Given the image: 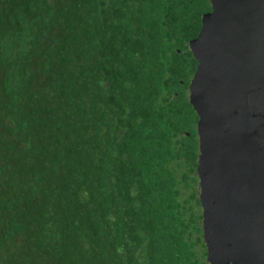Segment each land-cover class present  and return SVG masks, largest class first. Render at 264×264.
Instances as JSON below:
<instances>
[{"label": "trees", "instance_id": "trees-1", "mask_svg": "<svg viewBox=\"0 0 264 264\" xmlns=\"http://www.w3.org/2000/svg\"><path fill=\"white\" fill-rule=\"evenodd\" d=\"M208 0H0V264H209L196 67Z\"/></svg>", "mask_w": 264, "mask_h": 264}, {"label": "water", "instance_id": "water-1", "mask_svg": "<svg viewBox=\"0 0 264 264\" xmlns=\"http://www.w3.org/2000/svg\"><path fill=\"white\" fill-rule=\"evenodd\" d=\"M208 2L197 36L188 41L196 60L189 100L199 116L195 173L202 211L216 226L224 222L233 261L264 264V226L259 224L264 197L255 201L256 186L248 184L250 179L262 184L264 0ZM249 142L258 145V154H249ZM211 241L207 239L209 264L230 263H223L218 243Z\"/></svg>", "mask_w": 264, "mask_h": 264}, {"label": "rangeland", "instance_id": "rangeland-1", "mask_svg": "<svg viewBox=\"0 0 264 264\" xmlns=\"http://www.w3.org/2000/svg\"><path fill=\"white\" fill-rule=\"evenodd\" d=\"M199 185L196 184V189H197V201H198V207H199V211H200V232H201V239L205 245V247L207 248V239L209 238L210 240L212 239V243H218L216 250L220 251L223 255H222V260L223 263H225L226 261H231L228 264H237L235 261H233V257L234 254L232 252V250L229 248L228 243L226 241L225 238H227V234L225 233V228L221 225L224 222H218V225L216 226L215 221L212 220L208 215H205L202 211V205L203 202L201 200H203L202 195L199 194L198 191ZM212 207H215L214 205H212ZM217 210H219L217 208V206L215 207ZM220 208V206H219ZM212 209V208H211ZM213 212V211H212ZM220 214H221V209L219 210ZM239 251V249H238Z\"/></svg>", "mask_w": 264, "mask_h": 264}, {"label": "flooded vegetation", "instance_id": "flooded-vegetation-1", "mask_svg": "<svg viewBox=\"0 0 264 264\" xmlns=\"http://www.w3.org/2000/svg\"><path fill=\"white\" fill-rule=\"evenodd\" d=\"M189 51H190V49H189ZM191 52V51H190ZM192 55V54H191ZM192 80V79H191ZM190 84H191V81H190V83L188 84V86H187V97H188V101L190 102V100H189V95H190ZM190 104H191V102H190ZM193 107V106H192ZM194 109V108H193ZM195 112V111H194ZM196 113V112H195ZM197 115V119H196V123H195V129L197 128V122H198V120H199V116H198V114H196ZM261 126V128L263 129V131H264V123L263 124H261L260 125ZM197 138H198V136H197ZM264 143V142H263ZM264 145V144H263ZM246 146L249 148V154H258V151L260 150L257 146V144L256 143H254V142H249V143H246ZM239 152H237V154H238ZM259 156H260V159L262 160V162L260 163V161H259V165L258 166H263V171H262V180H260L259 182H261L262 184L261 185H259V184H257L256 182H254L252 179H250V182L248 183L249 184V186H256L255 188H256V193L254 194V197H255V201H262V195H263V197H264V148H262V151H260V154H259ZM258 166H256V167H258ZM237 167L238 168H240V170H242V168H243V165L242 164H239V166L237 165ZM260 168V167H259ZM239 170V171H240ZM238 178L239 179H243L242 177H240V175L238 176ZM256 178H259V176L257 175V177ZM259 195H258V194ZM262 216H263V218H261V220H260V225H263L264 226V213H262Z\"/></svg>", "mask_w": 264, "mask_h": 264}]
</instances>
